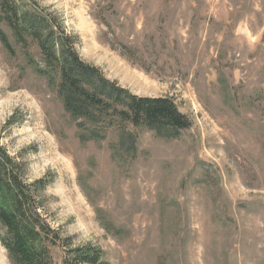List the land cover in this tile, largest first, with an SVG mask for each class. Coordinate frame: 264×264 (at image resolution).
<instances>
[{"label":"rangeland","instance_id":"1","mask_svg":"<svg viewBox=\"0 0 264 264\" xmlns=\"http://www.w3.org/2000/svg\"><path fill=\"white\" fill-rule=\"evenodd\" d=\"M31 1L82 61L191 123L175 139L104 122L82 133L37 43L23 48L0 15L13 51L0 42V145L27 181H48L52 225L101 264H264V0Z\"/></svg>","mask_w":264,"mask_h":264},{"label":"trees","instance_id":"2","mask_svg":"<svg viewBox=\"0 0 264 264\" xmlns=\"http://www.w3.org/2000/svg\"><path fill=\"white\" fill-rule=\"evenodd\" d=\"M1 20L15 40L27 48L37 43L45 67L58 74L57 93L63 109L83 133L85 126L153 131L175 139L191 123L166 97L147 98L131 94L109 81L101 70L82 61L70 37L55 18L31 0H0ZM0 42L12 53L3 33ZM87 131V130H86ZM81 135V139H83ZM91 137L95 133L91 131ZM24 164L0 145V245L12 264H101L102 253L90 247H75L71 239L55 228L45 213L43 197L46 178L27 181ZM62 252L59 263L51 249Z\"/></svg>","mask_w":264,"mask_h":264}]
</instances>
